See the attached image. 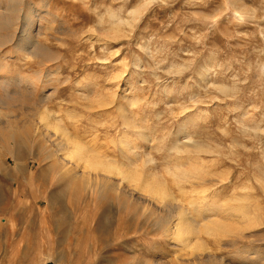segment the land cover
I'll return each instance as SVG.
<instances>
[{
	"label": "rangeland",
	"instance_id": "374dc122",
	"mask_svg": "<svg viewBox=\"0 0 264 264\" xmlns=\"http://www.w3.org/2000/svg\"><path fill=\"white\" fill-rule=\"evenodd\" d=\"M0 264H264V0H0Z\"/></svg>",
	"mask_w": 264,
	"mask_h": 264
},
{
	"label": "bare ground",
	"instance_id": "6f19581e",
	"mask_svg": "<svg viewBox=\"0 0 264 264\" xmlns=\"http://www.w3.org/2000/svg\"><path fill=\"white\" fill-rule=\"evenodd\" d=\"M19 16V15H18ZM33 16V15H32ZM10 28V27H9ZM14 31V30H13ZM16 34V33H15ZM12 33L11 34H8V36H6L5 38H7V37H9V38H7V40H9L10 39V37L12 38ZM27 37V36H26ZM4 38V39H5ZM24 38V37H23ZM30 39V38H29ZM2 40V39H1ZM25 41H27L26 39H25ZM25 41H24V44H25ZM29 41V40H28ZM27 41V42H28ZM10 42V41H9ZM26 42V43H27ZM20 43V42H19ZM21 44V43H20ZM33 44H35V43H33ZM33 44H30V45H33ZM22 45V44H21ZM27 45H29L28 43H27ZM30 45H29V47H30ZM23 46H25L26 48H29V47H27L26 46V44L25 45H23ZM18 47V46H17ZM37 47V46H36ZM36 47H33L32 46V48H36ZM22 48V47H21ZM25 48V49H26ZM23 49V48H22ZM32 50V49H31ZM23 51H25V50H23ZM26 51H28V50H26ZM34 51V50H33ZM32 51V52H33ZM41 52V51H40ZM31 54V53H30ZM123 77V76H122ZM40 118H41V116H40ZM42 119V118H41ZM41 119H40V121H41ZM47 119L48 118H46V121L45 120H42L40 123H42L43 124V127H46V126H48V125H50V124H48L47 122ZM58 128H60V127H58ZM48 130V129H47ZM60 130V129H59ZM48 132V131H47ZM14 133V131H11V135ZM10 136V135H9ZM11 138V137H10ZM66 143V142H65ZM64 143V144H65ZM66 145H68V144H66ZM76 147H74L72 150H68V151H66V153L65 154H63V155H65V156H63L64 158H62V160H64L66 163H69V164H73V163H71L72 161H76L77 163H81V164H83V165H85V167H87L93 174H94V178L92 179V181L89 179L88 180V178H86V180H88V181H91V186H93V187H95V184L94 183H96V182H98L97 181V178L98 177H100L101 175V177H102V179L104 178V180L105 181H102V180H100L99 181V183L101 184V187L99 188L100 190L101 189H103L105 186H106V188H108V187H113V186H115V187H117V189L116 190H119V187H121V185L119 186V183H113L112 181H111V178H109V179H107L108 177L107 176H109V175H113L114 176V174L115 175H117L118 174V172H117V170H116V172L115 171H113L112 170V168H111V166H110V164L109 163H111V162H109V163H104V161H102V162H100V160H99V156H97V157H95L93 154H87L86 153V151H84L85 149L84 148H82L81 147V145L79 146V145H75ZM199 146V145H198ZM60 147V151H64L63 149H65L64 148V145H62L61 144V146H59ZM66 148H67V146H66ZM198 148V147H197ZM192 149V148H191ZM66 150V149H65ZM187 151H189V150H187ZM96 154V153H95ZM53 156V154L50 156V157H52ZM107 162V161H106ZM112 164V163H111ZM125 166V165H124ZM127 167V166H126ZM125 167V168H126ZM134 168V167H133ZM75 168H73L72 170H74ZM137 169V168H136ZM115 170V169H114ZM138 170V169H137ZM122 171V170H121ZM147 171V170H146ZM66 172V174L67 173H69V171L68 170H66L65 171ZM85 172H80V177H82V178H85L84 176H87V175H83ZM135 173H137L136 171H135V169H134V171L133 170H129V171H125V172H122V173H119V174H121L120 176L122 177V180H120V181H122V182H126V185L128 184V186L130 185V187H131V191L132 192H130V197H134V195L133 194H140L139 196H141V194H147L148 196H149V199H151L150 201H148V202H150V204L152 203V204H155L154 202H157V201H160V200H164L165 198L166 199H168V198H170V195H168L167 194V191L165 190V188H163V186L161 185V183L158 181V178L156 179V178H152V176H151V178L150 177H147V175H145V176H140L139 175V173L136 175ZM76 174H79L78 172L76 173ZM149 174V173H148ZM151 175V174H150ZM155 175V174H154ZM179 176V175H178ZM109 180H110V182H109ZM119 181V182H120ZM162 182V181H161ZM138 183H140V187H138ZM124 186H125V184H124ZM128 190H129V188H128ZM122 191V190H121ZM124 191V190H123ZM120 192V191H119ZM127 192V191H126ZM129 194V193H128ZM143 196V195H142ZM168 200H171L172 201V199H168ZM143 202V201H142ZM159 203H161V202H159ZM157 205V204H156ZM243 207V206H242ZM245 211V210H244ZM172 213V212H171ZM178 213V212H177ZM173 214V213H172ZM179 214V213H178ZM181 214V213H180ZM179 214V215H180ZM184 214V213H183ZM168 216V215H167ZM182 216V215H181ZM180 216V217H181ZM184 217V216H183ZM168 218V217H167ZM166 218V219H167ZM176 218V217H175ZM185 218V217H184ZM184 218H182L183 220H184ZM248 218V217H247ZM176 220H178V219H176ZM187 220V219H186ZM160 221H162L161 219H160ZM169 222V221H168ZM179 222V221H178ZM185 222H187V221H185ZM160 223H164L165 224V220H164V222H160ZM179 224V223H178ZM212 224V223H211ZM213 226L214 227H219V223H213ZM207 227V226H206ZM205 227V228H206ZM196 228V227H195ZM169 229V228H168ZM208 229H210V228H208ZM188 230H190V234H192V233H195V231L192 229V227H189L187 224H185V223H183V224H179V225H177V227H176V229H174V230H168L167 231V235H168V237H169V239L172 241V245L174 246V245H176L175 243V241H177L179 238H180V242H181V237H183L185 234H186V232L188 231ZM209 232V231H208ZM187 234H188V232H187ZM186 234V235H187ZM194 235V234H193ZM193 235H191V236H193ZM187 237V236H186ZM188 238V237H187ZM185 240H186V238H184ZM183 239V240H184ZM183 240H182V242H183ZM185 240H184V242H185ZM183 242V243H184ZM186 243V242H185ZM196 248V250H195V252H198L199 251V248L198 247H194V249ZM184 251V250H183ZM196 255V254H195Z\"/></svg>",
	"mask_w": 264,
	"mask_h": 264
}]
</instances>
